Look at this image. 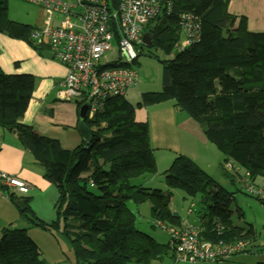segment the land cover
<instances>
[{"label":"trees","instance_id":"16d2710c","mask_svg":"<svg viewBox=\"0 0 264 264\" xmlns=\"http://www.w3.org/2000/svg\"><path fill=\"white\" fill-rule=\"evenodd\" d=\"M165 1L145 32L152 48L174 55L161 62V90L141 94L138 106L173 101L174 108L196 122L205 140L222 153L233 179L264 206V186L254 185L257 177L264 178V33L250 32L244 17L228 12L227 0H168L169 7ZM7 7L8 0H0V33L26 43L40 55L44 48L33 45L31 39L38 27L7 19ZM33 88L31 75L6 74L0 68V128L15 135L42 178L56 189V217L79 219L69 241L75 264H149L162 263L164 258L172 264H221L249 252L247 241L254 235L232 222V194L218 185L207 189L209 177L190 158L176 156L162 176L170 190L201 194L203 209L197 212V223H183L170 210V192L149 189L140 182L131 184L136 178L153 177L156 165L147 123L135 120L134 107L124 96L106 99L91 118L86 109L84 124L90 141L63 149L57 140L19 123ZM76 106L79 111L82 104ZM0 191L4 195L0 200L13 204L22 195L7 186ZM20 201L25 220L47 230L49 224L36 218L27 200ZM127 202H148L152 226L165 230L168 242L159 243L137 230ZM63 224V233L68 234ZM51 226L58 228L57 220ZM175 232L193 236L198 244L222 247L242 241L245 245L224 261H179L172 248L178 241ZM40 254L25 228H2L0 264H44Z\"/></svg>","mask_w":264,"mask_h":264},{"label":"rangeland","instance_id":"374dc122","mask_svg":"<svg viewBox=\"0 0 264 264\" xmlns=\"http://www.w3.org/2000/svg\"><path fill=\"white\" fill-rule=\"evenodd\" d=\"M45 15L44 11L34 5L20 0H8L6 17L11 21L39 28L41 24L43 25ZM3 36L11 39L0 33V37ZM4 48L5 52L9 51V47L6 45ZM173 55L174 53L167 56L158 48L141 45L137 60L131 66L137 74V80L135 84L127 88L124 98L134 107V116L144 118L142 122L147 123L149 145L156 165L155 175L150 177L153 182L145 178H136L131 180V184L138 185V182L141 181L140 185L143 187L158 189L162 193L170 192V205L175 214L191 224L197 223V212H201V209H203L200 204L201 194L188 196L181 190H170L166 188L162 175L168 170L176 156L182 155L188 158L192 156L187 147L189 146L191 150H194L193 146L199 143L200 150L196 152L195 162L209 177L207 189L218 185L231 193L232 222L244 230H251L254 235V239L247 241V251L249 252L236 255L221 264H264V206L233 179L234 175L228 171V165L225 164L222 153L206 140L201 144L200 136L202 135L204 138L201 127L185 112L174 108L173 101L138 106L141 94L157 93L161 90V62L172 59ZM183 133H189L194 138L189 135L184 136ZM238 169L241 174L243 170L239 167ZM254 185L259 188L263 187L264 178L257 177ZM4 201L0 200V236L2 228L8 226L16 228L17 223L15 222L19 217L18 223L24 222L23 227L30 239L38 246L44 264H75L69 241L73 237V232L78 229V218L71 217L66 220H63L61 216L57 218L55 210L52 213L44 212L39 217L35 215L43 223L49 224L47 230H44L27 222L13 203L11 206L15 214L11 216L5 211L7 204H2ZM127 206L135 215L134 225L137 230L150 235L159 243L168 242L167 232L152 226L151 206L148 202L140 205L127 202ZM56 220L58 228H53L51 223ZM63 223L68 226V234L63 233ZM163 262L166 263L162 264H172L169 258H164ZM127 264L136 263L130 262ZM149 264L161 263L153 261ZM191 264L213 263L195 262Z\"/></svg>","mask_w":264,"mask_h":264},{"label":"built area","instance_id":"2783aa9c","mask_svg":"<svg viewBox=\"0 0 264 264\" xmlns=\"http://www.w3.org/2000/svg\"><path fill=\"white\" fill-rule=\"evenodd\" d=\"M20 1L39 7L46 14L31 39L33 45L43 47L66 68L59 91L63 101L86 105L91 118L106 99L124 96L127 88L136 83L137 74L131 66L143 45L141 36L146 25L158 14L162 0ZM165 5L170 6L168 0ZM1 186L14 188L20 194L28 192L24 181L2 171ZM252 189L249 185L248 190ZM3 197L0 191V198ZM173 236L178 240L172 248L179 261H224L245 245L238 241L218 247L219 243L198 244L191 235L175 232Z\"/></svg>","mask_w":264,"mask_h":264},{"label":"crops","instance_id":"0c3cea01","mask_svg":"<svg viewBox=\"0 0 264 264\" xmlns=\"http://www.w3.org/2000/svg\"><path fill=\"white\" fill-rule=\"evenodd\" d=\"M227 1L228 12L237 18L244 17L250 32L264 33V0ZM0 44L1 70L6 74L31 75L34 79V88L28 107L19 123L30 127L44 137L57 140L63 149L76 147L83 141L78 131V109L76 104L63 101L59 94L66 68L55 59L41 57L22 41L3 36L0 37ZM5 45L9 47L8 52H5ZM135 120L142 122L144 118L135 117ZM183 135L194 138L189 133H183ZM16 139L12 132L0 128V171L14 175L27 183L29 190L25 195L19 196V200L26 199L34 215L39 217L44 212L52 213L57 191L42 178L40 168L35 165L30 154L20 147ZM197 139L199 140V137ZM200 140L201 144L205 142L202 135ZM187 148L193 156L189 158L195 162L196 152L200 150L199 143L193 146L194 150H191L189 146ZM145 179L153 182L150 177ZM2 204H7L5 211L14 216L12 203L4 201ZM170 210L175 213L171 205ZM18 219L15 222L16 228H24V222L18 223ZM183 223L190 224L186 220H183Z\"/></svg>","mask_w":264,"mask_h":264},{"label":"water","instance_id":"95a60500","mask_svg":"<svg viewBox=\"0 0 264 264\" xmlns=\"http://www.w3.org/2000/svg\"><path fill=\"white\" fill-rule=\"evenodd\" d=\"M141 42L143 45L151 47L152 43H151L150 35L148 32H145L142 34ZM40 56L43 58L52 59V55L47 51L41 52ZM86 109H87L86 105H82L78 111V115H79L78 131H79L82 139L86 143H88L90 141V132H89V129L87 128V126L84 124V119L86 117ZM14 205L19 209L20 212H23L25 209L24 204L20 200L15 201ZM252 252H254V251H252Z\"/></svg>","mask_w":264,"mask_h":264},{"label":"clouds","instance_id":"9594fccd","mask_svg":"<svg viewBox=\"0 0 264 264\" xmlns=\"http://www.w3.org/2000/svg\"><path fill=\"white\" fill-rule=\"evenodd\" d=\"M53 59V58H52ZM22 195H25V194H22Z\"/></svg>","mask_w":264,"mask_h":264}]
</instances>
